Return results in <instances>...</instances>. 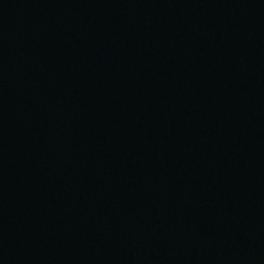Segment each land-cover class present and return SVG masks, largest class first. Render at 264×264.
<instances>
[{
  "label": "water",
  "instance_id": "95a60500",
  "mask_svg": "<svg viewBox=\"0 0 264 264\" xmlns=\"http://www.w3.org/2000/svg\"><path fill=\"white\" fill-rule=\"evenodd\" d=\"M0 264H264V0H0Z\"/></svg>",
  "mask_w": 264,
  "mask_h": 264
}]
</instances>
